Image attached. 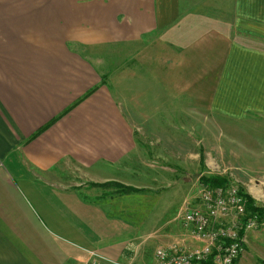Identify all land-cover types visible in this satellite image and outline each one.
Listing matches in <instances>:
<instances>
[{
    "label": "crops",
    "instance_id": "obj_1",
    "mask_svg": "<svg viewBox=\"0 0 264 264\" xmlns=\"http://www.w3.org/2000/svg\"><path fill=\"white\" fill-rule=\"evenodd\" d=\"M249 115L264 117V0H0V264H65L78 244L117 261L95 227L141 223V139L195 160L199 131Z\"/></svg>",
    "mask_w": 264,
    "mask_h": 264
},
{
    "label": "rangeland",
    "instance_id": "obj_2",
    "mask_svg": "<svg viewBox=\"0 0 264 264\" xmlns=\"http://www.w3.org/2000/svg\"><path fill=\"white\" fill-rule=\"evenodd\" d=\"M236 36L243 40L246 38L245 34ZM115 55V51H109L108 56H111L108 57L109 63H113ZM110 67L112 66L110 65ZM207 119L209 124L206 125L217 127L215 120H212L211 117H207ZM228 121L231 124L228 125L227 121L221 120L220 128H207L203 132L199 131V135L196 137L197 144L188 147L190 150H194L195 160L187 158L189 160L179 161V163L176 160L178 155H170V147L158 145L157 151H151L153 145L157 146V143L149 137L145 142L141 139L138 154L141 159L138 162L142 174L140 183L151 190H156V192L148 190L140 194H133L129 201L130 205L140 206V216L142 217L140 224L137 225L135 219L132 224L131 218L124 217L126 224L117 227L119 229L118 236L110 235V238L109 236L105 237L99 231L100 227H95L94 242L102 244V246L109 244L107 248L109 252H116L112 256H105L118 259L117 261L123 263L153 264V251L156 247L172 243L186 244L187 240L184 237L187 235L192 238L193 236L180 220L181 207L171 219H163L162 223L156 227L148 221L151 212L153 213L155 209L159 216L161 210L164 211L176 199H179L182 206L184 201L196 198L202 189L200 176L222 175L227 179L228 184L240 187L249 194L256 205L264 204V117L249 115L243 121ZM153 152H157L156 156H153ZM165 154L167 157L164 156ZM143 169L151 174H143ZM180 186L183 187L181 193ZM98 191L100 192V190ZM138 197L139 203L136 202ZM243 234V246L238 256L241 259L238 264H264V221L258 227L247 229ZM201 244V241L197 240L189 246H182L185 250H192ZM94 246L78 244L76 256H68L65 264H85L90 259H88V251L99 252L103 256L101 249ZM100 264L108 263L101 260Z\"/></svg>",
    "mask_w": 264,
    "mask_h": 264
},
{
    "label": "built area",
    "instance_id": "obj_3",
    "mask_svg": "<svg viewBox=\"0 0 264 264\" xmlns=\"http://www.w3.org/2000/svg\"><path fill=\"white\" fill-rule=\"evenodd\" d=\"M237 188L228 183L202 185L196 198L183 202L180 220L192 238L202 244L192 250L174 243L158 246L153 251V264H236L244 237L238 234L239 230L244 233L264 221L245 211L243 197ZM88 254L90 259L85 264H100L101 260L129 264L109 260L95 251H88Z\"/></svg>",
    "mask_w": 264,
    "mask_h": 264
},
{
    "label": "trees",
    "instance_id": "obj_4",
    "mask_svg": "<svg viewBox=\"0 0 264 264\" xmlns=\"http://www.w3.org/2000/svg\"><path fill=\"white\" fill-rule=\"evenodd\" d=\"M199 180L201 182V185H207V186H218V185L222 186V185L227 184V179L224 176L218 175V174L200 176ZM91 185L93 186H114V187H117L116 190L119 193L139 192V191L145 190L144 188H135L132 186L123 185V184L116 183V182H105L101 184L91 183ZM237 189H238V192L243 197L245 211L249 212L250 214H255L258 220H262L264 218V204L256 205L249 194L244 192L240 187H238ZM238 234L241 236L243 234V231L240 229Z\"/></svg>",
    "mask_w": 264,
    "mask_h": 264
}]
</instances>
